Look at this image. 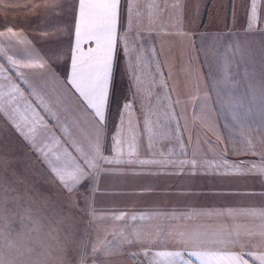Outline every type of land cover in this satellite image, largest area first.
Listing matches in <instances>:
<instances>
[{
    "label": "rangeland",
    "instance_id": "374dc122",
    "mask_svg": "<svg viewBox=\"0 0 264 264\" xmlns=\"http://www.w3.org/2000/svg\"><path fill=\"white\" fill-rule=\"evenodd\" d=\"M57 1L0 0L2 264H98L101 243L115 242L100 239L101 231L114 230L117 220L125 222L136 215L139 208L131 207L129 200L123 206L112 205L116 192L99 190V176L88 171L93 160L84 158L89 151H182L192 157L217 152L234 157L229 166L210 168L199 163L194 168L193 179L206 182V173L212 172L220 185L258 179L259 166L252 164L260 156L264 160V0H182V23L194 21V16L198 20L201 12L208 24L182 26V138L167 118L163 121L160 114L150 112L156 126L149 127L153 136L147 143L131 103L128 79L118 66L105 138L93 142L102 134L93 125L88 138L74 131L82 126L83 114L73 117L72 111H66L68 96L43 57L50 39L44 26L50 25L51 6ZM225 16L231 26H222ZM212 21L220 26H209ZM76 169L82 170L77 173L79 182L68 180L69 190L60 176ZM191 171L182 169V181L189 185L196 182L189 180ZM172 177L178 181L179 175ZM184 196L190 199L189 194ZM170 210L182 206L172 205ZM175 230L171 224L172 235ZM139 240L181 246L179 239Z\"/></svg>",
    "mask_w": 264,
    "mask_h": 264
},
{
    "label": "crops",
    "instance_id": "0c3cea01",
    "mask_svg": "<svg viewBox=\"0 0 264 264\" xmlns=\"http://www.w3.org/2000/svg\"><path fill=\"white\" fill-rule=\"evenodd\" d=\"M79 3L80 0H58L52 3L50 25H45L43 31L50 37L46 41L48 47H45L43 57L49 64L52 77L68 96L66 111H72L73 117L80 116V112L83 114V122L79 121L82 126H77L74 131L88 138L91 133L89 126L93 125L96 133H102L94 136L93 142L105 138L103 130L118 66L124 78L128 79L131 103L137 112L139 126L143 128L144 142L147 143L148 138L153 136L149 127L156 126L154 114L150 112H155L156 116L160 114L163 121L167 118L180 140L182 26H207L201 12L198 20L194 16V21L182 23V20L185 21L182 19V0H119L117 41L108 79L104 120L101 122L86 99L69 83ZM214 23L212 21L209 26H220V23ZM55 26L60 27L55 29ZM222 26H231L228 17L225 16ZM81 48L87 53L88 49L96 48V44L83 43ZM59 110L65 111L63 108ZM73 117L72 122L76 120ZM60 119L67 126L71 125L65 118ZM171 125L166 126L169 128ZM161 132L167 134L166 131H160L159 134ZM187 154L182 151L123 153L97 149L85 155L84 158L93 160L88 171L91 175L99 176V184H102L99 190L116 192V203L112 205L123 206L129 200L131 207L139 208L128 221L117 220L114 230L108 227L101 231L103 235L100 239H114L115 242L110 245L101 243L98 264H185L186 261L202 264L201 259L190 253H199L204 264H229L227 257L239 254H243L247 264H260L254 257L264 255V160L260 156V160L252 164L254 167L256 164L259 166L258 179L237 185H220L212 177L215 176L212 172L206 173V182L193 179L194 168L199 163L210 168L219 167V164L229 166L235 163L231 161L234 157L220 156L217 152L215 156L205 157ZM199 159L207 163L197 162ZM185 168L192 169L189 180L196 181L190 183L193 185L182 181V169ZM173 173H178V181L173 179ZM104 176V180H108L106 183L103 182ZM185 194H189L190 199H184ZM176 196L179 202H175ZM172 205H180L182 210L172 212ZM217 206L224 208L221 211L212 209ZM186 207L192 209L186 210ZM130 213H133L132 209ZM171 224L176 227L174 235L171 234ZM152 231L158 234L150 236L149 232ZM140 238L179 239L181 246H156L154 242H142ZM158 252H178L180 256L165 260L156 256Z\"/></svg>",
    "mask_w": 264,
    "mask_h": 264
},
{
    "label": "snow or ice",
    "instance_id": "6c2138e0",
    "mask_svg": "<svg viewBox=\"0 0 264 264\" xmlns=\"http://www.w3.org/2000/svg\"><path fill=\"white\" fill-rule=\"evenodd\" d=\"M118 3L119 0H80L79 16L75 25L76 41L72 49V76L69 83L86 99L89 107L94 109L95 115L101 122L104 120L108 79L113 49L117 41ZM88 42H94L96 48H90L85 53L81 45ZM80 172H82L81 169H76L74 172L61 175V182L71 190L67 181L78 183L77 173ZM120 218L116 217V219ZM190 255H195L204 264L199 253H190ZM156 256L169 260L172 257H179L180 253L158 252ZM227 259L229 264H247L243 259V254L229 255ZM254 259L259 260L260 264H264V255L256 256ZM185 264H191V261H186Z\"/></svg>",
    "mask_w": 264,
    "mask_h": 264
}]
</instances>
